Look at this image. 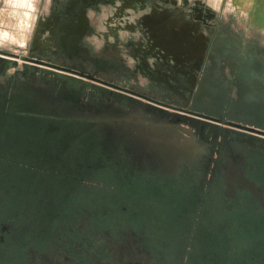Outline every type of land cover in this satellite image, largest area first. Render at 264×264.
Listing matches in <instances>:
<instances>
[{
	"label": "flooded vegetation",
	"instance_id": "af4514ba",
	"mask_svg": "<svg viewBox=\"0 0 264 264\" xmlns=\"http://www.w3.org/2000/svg\"><path fill=\"white\" fill-rule=\"evenodd\" d=\"M217 2L39 0L0 49V264H264V43Z\"/></svg>",
	"mask_w": 264,
	"mask_h": 264
},
{
	"label": "crops",
	"instance_id": "0c3cea01",
	"mask_svg": "<svg viewBox=\"0 0 264 264\" xmlns=\"http://www.w3.org/2000/svg\"><path fill=\"white\" fill-rule=\"evenodd\" d=\"M214 0H206V2H213ZM220 4L226 5L228 9L233 11L238 20L243 25V28L248 34H254L259 37L260 41L264 43V0H218ZM4 8L10 7L14 10L20 11L23 15L19 16L18 23L15 24V29L18 32H25V19L29 20L32 17L35 7L39 0H2ZM16 11V12H17ZM20 13V14H21ZM10 17V16H9ZM13 22L16 19H11ZM22 19V20H21ZM9 20V21H10ZM19 27V28H17Z\"/></svg>",
	"mask_w": 264,
	"mask_h": 264
},
{
	"label": "water",
	"instance_id": "95a60500",
	"mask_svg": "<svg viewBox=\"0 0 264 264\" xmlns=\"http://www.w3.org/2000/svg\"><path fill=\"white\" fill-rule=\"evenodd\" d=\"M19 58H17L16 56L14 55H8V54H4L2 52H0V65L3 64L5 65V67L8 69V70H13V71H24L25 68H27L28 65H26V63H23V64H20V62H18ZM21 60H24V61H27L25 58H20ZM29 68V67H28ZM78 82V81H77ZM80 84L82 85H85V86H88V87H96V88H100L101 87V83H98V85L96 84H93L92 82L90 81H86V80H83V81H79ZM120 126L121 127H125L126 129H129V128H132V129H144V132H146V135L143 137L147 140H149L150 142L152 143H156V142H161V143H167L165 142V140H162L160 134L159 136H152L153 133H160L161 130H157V131H152L153 128H151L152 126H149L146 122L144 121H137V120H134V119H131V118H124L123 120L120 121ZM149 134V135H147ZM193 144L194 147H196L194 145V141L191 142ZM176 147L178 149H180V154H185L188 152V148L190 147L189 145V142H187V139L184 137V136H181L179 139H177V142H176ZM198 146V145H197ZM172 147V146H171Z\"/></svg>",
	"mask_w": 264,
	"mask_h": 264
},
{
	"label": "rangeland",
	"instance_id": "374dc122",
	"mask_svg": "<svg viewBox=\"0 0 264 264\" xmlns=\"http://www.w3.org/2000/svg\"><path fill=\"white\" fill-rule=\"evenodd\" d=\"M215 2L218 0H214ZM220 3L219 1L217 2ZM221 5V4H220ZM17 10H14L10 7L4 8V4L2 3V0H0V49H5L6 47H9V44L11 43H19L26 37V32H18L16 31L15 24L18 23V19L20 20L19 16L23 15L20 11L16 12ZM21 13V14H20ZM10 16V17H9ZM16 19L14 22L9 21L10 19ZM28 19V17H26ZM25 19V24H22L21 26H28V20ZM22 20V19H21ZM19 28V27H17ZM27 28V27H26ZM258 38V37H256ZM78 231H84L86 228V225L84 221L81 224H77ZM80 235V233H79ZM113 257L119 259L117 253H113Z\"/></svg>",
	"mask_w": 264,
	"mask_h": 264
}]
</instances>
